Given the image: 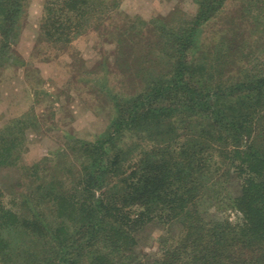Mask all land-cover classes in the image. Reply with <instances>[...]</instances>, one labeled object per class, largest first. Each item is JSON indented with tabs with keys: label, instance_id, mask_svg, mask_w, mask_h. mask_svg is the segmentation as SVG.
Returning a JSON list of instances; mask_svg holds the SVG:
<instances>
[{
	"label": "trees",
	"instance_id": "obj_1",
	"mask_svg": "<svg viewBox=\"0 0 264 264\" xmlns=\"http://www.w3.org/2000/svg\"><path fill=\"white\" fill-rule=\"evenodd\" d=\"M225 1L196 0L191 19L166 29V72L140 76L143 89L93 141L24 165L22 121L0 131V166L25 182L6 199L0 190V264H264V69L245 60L222 75L224 40L210 63L187 61ZM117 3L46 0V34L63 38ZM242 3V21L259 3L264 14V0ZM22 4L0 0V66ZM226 210L238 217L216 215ZM154 228L157 253L136 251Z\"/></svg>",
	"mask_w": 264,
	"mask_h": 264
},
{
	"label": "rangeland",
	"instance_id": "obj_2",
	"mask_svg": "<svg viewBox=\"0 0 264 264\" xmlns=\"http://www.w3.org/2000/svg\"><path fill=\"white\" fill-rule=\"evenodd\" d=\"M262 5L253 6L242 21L247 6L242 0H226L199 28L187 61L210 63L224 40L222 75L236 74V65L245 60V67L264 69ZM196 8V0H118L105 17L96 15L83 26H70L57 39L58 32L46 34V0H23L17 37L0 66V131L22 121L20 164L69 154L74 140L93 141L104 134L116 117V103L143 89L140 76L166 72V58L159 56L166 29L177 30ZM54 12L56 18L66 19ZM24 183L20 170L0 166L4 198ZM216 215L238 217L230 210ZM159 235L154 228L136 251L154 256Z\"/></svg>",
	"mask_w": 264,
	"mask_h": 264
}]
</instances>
